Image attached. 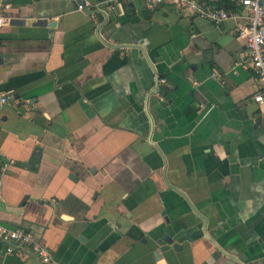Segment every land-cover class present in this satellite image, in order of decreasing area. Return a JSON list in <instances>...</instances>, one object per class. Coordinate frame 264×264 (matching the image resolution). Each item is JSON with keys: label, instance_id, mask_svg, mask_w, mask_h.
<instances>
[{"label": "crops", "instance_id": "obj_1", "mask_svg": "<svg viewBox=\"0 0 264 264\" xmlns=\"http://www.w3.org/2000/svg\"><path fill=\"white\" fill-rule=\"evenodd\" d=\"M10 16L2 224L62 264L264 259V108L239 20L141 0H11ZM0 264L40 262L16 247Z\"/></svg>", "mask_w": 264, "mask_h": 264}, {"label": "built area", "instance_id": "obj_2", "mask_svg": "<svg viewBox=\"0 0 264 264\" xmlns=\"http://www.w3.org/2000/svg\"><path fill=\"white\" fill-rule=\"evenodd\" d=\"M146 5L155 9L161 4L172 3L193 17L208 19L216 24H222L228 19L239 20L238 37L245 41L248 52V64L258 77L261 86L252 96V99L264 108V0H237L245 12L241 15L236 9L228 10L222 7H214L203 0H141ZM86 3L78 4L79 10H84ZM11 0H0V29L8 24L11 19ZM212 76L221 80L220 74ZM14 98L12 91H5L0 86V110ZM11 160L0 163V186L10 166ZM0 195V207H1ZM16 247L23 248L33 253L40 264H62L54 259L48 247L39 241L33 233L21 227L11 228L0 221V253H12Z\"/></svg>", "mask_w": 264, "mask_h": 264}, {"label": "water", "instance_id": "obj_3", "mask_svg": "<svg viewBox=\"0 0 264 264\" xmlns=\"http://www.w3.org/2000/svg\"><path fill=\"white\" fill-rule=\"evenodd\" d=\"M159 243H161L164 247L163 249L166 250V249H169V248H174V249H179L181 248V246L178 244V243H173L172 245H164V241L163 239H160L159 240ZM257 264H264V259L260 260L257 262Z\"/></svg>", "mask_w": 264, "mask_h": 264}]
</instances>
